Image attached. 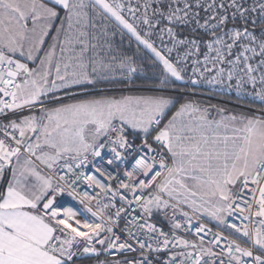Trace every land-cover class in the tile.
<instances>
[{
	"label": "snow or ice",
	"instance_id": "snow-or-ice-1",
	"mask_svg": "<svg viewBox=\"0 0 264 264\" xmlns=\"http://www.w3.org/2000/svg\"><path fill=\"white\" fill-rule=\"evenodd\" d=\"M84 259L264 264V0H0V264Z\"/></svg>",
	"mask_w": 264,
	"mask_h": 264
},
{
	"label": "built area",
	"instance_id": "built-area-1",
	"mask_svg": "<svg viewBox=\"0 0 264 264\" xmlns=\"http://www.w3.org/2000/svg\"><path fill=\"white\" fill-rule=\"evenodd\" d=\"M117 37H120L119 35H117L115 38H114V46L115 48L120 51V52H124L126 53L127 55H130L131 56V53L130 52H126V50L122 51L120 50L118 47H117V42H116V38ZM124 39H127V38H124ZM128 42V41H127ZM129 43V42H128ZM145 69V68H144ZM146 74V69L143 71V72H138L136 74V76L134 77V83L132 84H129L126 80H121V82L117 83L118 85L116 86H113V85H110L108 86V90L107 91H116V90H119V91H135L136 88H135V83L137 81V78L139 76H145ZM123 85V86H122ZM102 88L100 89H95V91L93 92H86V93H82V94H88V93H97V92H102L103 90H101ZM178 92V91H176ZM80 94V95H82ZM220 94H226L228 96H233L234 98L238 99L236 94L234 92H228L227 90H224V91H216V92H209L207 90H203V91H198L196 93H189L188 95L192 98H203L205 100H211V101H214V102H217L219 103L220 105L218 106H221V107H225V106H228V107H234V108H237V109H241V108H244V107H247V106H237L238 104L235 102V101H227V100H224V99H219V98H214V97H211V95H220ZM79 95V94H77ZM240 100L244 101V102H248V98H240ZM237 104V105H236ZM226 108V107H225ZM257 109L256 108H252L251 111L255 112ZM102 156H104L105 158H110L111 157V154L108 153L107 151H104L102 153ZM95 163H97L98 165H101V166H105V167H109L105 164L104 160H101L100 158H96L95 160ZM110 170H112L113 172H115V169L114 168H111ZM88 171L91 173L92 172V168L91 166H89V169ZM86 186H81V189L84 190ZM90 191V190H89ZM66 200H68V203L69 204H73L75 207H81L80 205L78 204H75V202L71 201L70 199L68 198H65ZM90 218V217H89Z\"/></svg>",
	"mask_w": 264,
	"mask_h": 264
},
{
	"label": "trees",
	"instance_id": "trees-1",
	"mask_svg": "<svg viewBox=\"0 0 264 264\" xmlns=\"http://www.w3.org/2000/svg\"><path fill=\"white\" fill-rule=\"evenodd\" d=\"M127 41H128L127 39H121V37H117L116 38L117 47L122 51L126 50V52H130L131 56L135 55V45L132 44L131 46H129V43ZM137 62L141 63L142 66L146 69V74H145V76H139L137 78V81L135 83V85H136L135 91H140V92H150V90H159V91H166V92L179 91V89H173V88L159 89L156 85H153L152 81L155 80V78H156L155 70H154L153 66L147 61V59H142L139 57H137ZM110 85L116 86L118 84L117 83L104 84L102 87L110 86ZM102 87L98 86L95 89H97V88L100 89ZM144 90H146V91H144ZM94 94H96V93H94ZM101 94H105V93H101ZM213 96L227 100V101H235L237 104L248 106V102L241 103L240 102L241 100H238V99L234 98L233 96H228L225 94L213 95ZM198 101L207 102V101H203V100H198ZM207 103H210V102H207ZM226 108L228 109V111L237 110V109L230 108V107H226ZM160 222L162 223V220ZM77 264H95V262L93 260L84 259V260L78 261Z\"/></svg>",
	"mask_w": 264,
	"mask_h": 264
},
{
	"label": "rangeland",
	"instance_id": "rangeland-1",
	"mask_svg": "<svg viewBox=\"0 0 264 264\" xmlns=\"http://www.w3.org/2000/svg\"><path fill=\"white\" fill-rule=\"evenodd\" d=\"M123 86V85H122ZM136 87V85H135ZM98 89V88H97ZM108 86H105V87H102L101 90H108ZM95 91V88H89L87 90V92H93ZM155 93H158L157 91H152V92H140V91H131V92H125V93H122L121 91L119 90H116V91H110V93H105V94H101V93H96V94H91V95H87V96H101V95H107V96H116V97H120L122 95H141V94H155ZM77 94H82V93H77ZM84 95V94H82ZM194 102L200 104L201 106L203 107H210L212 106L211 103H207V102H202V101H198V100H194ZM225 108V107H224ZM227 109V108H226ZM228 110V109H227Z\"/></svg>",
	"mask_w": 264,
	"mask_h": 264
},
{
	"label": "bare ground",
	"instance_id": "bare-ground-1",
	"mask_svg": "<svg viewBox=\"0 0 264 264\" xmlns=\"http://www.w3.org/2000/svg\"><path fill=\"white\" fill-rule=\"evenodd\" d=\"M144 91H146V90H144ZM152 91H157V92H161V91H159V90H150V92H152ZM110 91H107V90H103L102 92H97V93H109ZM125 92H129V91H122V93H125ZM162 92H165V93H173V92H166V91H162ZM90 94H94V93H88V94H84V95H90ZM226 95V94H225ZM211 97H214V98H217V97H215V96H213V95H211ZM192 98V97H191ZM192 99H194V100H203V101H207V102H210L211 104H212V106L213 105H215V106H218V105H220L219 103H217V102H214V101H211V100H205V99H203V98H192ZM220 99V98H219ZM237 105V104H236ZM241 104H238L237 106H240ZM242 106H247V105H242ZM211 107V106H210ZM225 107H228V106H225ZM241 107V106H240ZM230 108H234V107H230ZM234 109H237V108H234ZM237 110H239V109H237Z\"/></svg>",
	"mask_w": 264,
	"mask_h": 264
},
{
	"label": "crops",
	"instance_id": "crops-1",
	"mask_svg": "<svg viewBox=\"0 0 264 264\" xmlns=\"http://www.w3.org/2000/svg\"><path fill=\"white\" fill-rule=\"evenodd\" d=\"M213 115H215V113H213Z\"/></svg>",
	"mask_w": 264,
	"mask_h": 264
}]
</instances>
